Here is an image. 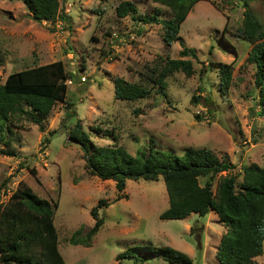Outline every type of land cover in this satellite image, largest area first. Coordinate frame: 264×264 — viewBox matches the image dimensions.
Segmentation results:
<instances>
[{"label":"rangeland","instance_id":"374dc122","mask_svg":"<svg viewBox=\"0 0 264 264\" xmlns=\"http://www.w3.org/2000/svg\"><path fill=\"white\" fill-rule=\"evenodd\" d=\"M122 1L61 0L65 18L37 22L21 1L0 0V84L13 72L58 60L71 74L67 101L55 104L44 121L45 132L31 118L19 116L21 140L14 147L18 156L0 155V202L24 184L42 198L59 201L54 223L66 264H118L117 255L129 250L132 257L124 260L126 264H171L146 246L172 247L188 254L194 264H221L217 248L228 228L215 211L161 219L169 207L162 177L128 180L120 193L114 180L89 172L84 150L68 135L80 121L95 145H111L114 137L131 154L140 147L148 151L153 144L179 155L190 147H205L221 160L228 158L235 165L230 173L239 175V181L244 167H264V115L257 104L254 65L246 62L250 47L242 39L243 1L202 0L194 6L180 33L184 44L196 49L197 58L190 57L194 73L168 76L166 96L147 77L168 57L180 58L182 45L167 46L161 24L119 17L116 7ZM129 1L145 17L158 7L161 16H170L167 7L152 0ZM251 10L264 29V0L251 2ZM219 62L234 67L226 95L219 91ZM115 76L142 84L151 94L136 101L117 100ZM203 86L207 91L200 90ZM208 92L209 106L204 99ZM194 95L203 96L200 103L192 100ZM226 174L201 177L200 183L211 181L217 193ZM120 194L123 198L118 199ZM97 206L105 223L87 245L86 235L95 224L91 210ZM71 237L81 242L74 245ZM255 264H264V246Z\"/></svg>","mask_w":264,"mask_h":264},{"label":"trees","instance_id":"16d2710c","mask_svg":"<svg viewBox=\"0 0 264 264\" xmlns=\"http://www.w3.org/2000/svg\"><path fill=\"white\" fill-rule=\"evenodd\" d=\"M11 1L24 3L37 22L53 21L60 16L66 17L60 9L61 0ZM199 1L202 0H152L167 7L170 10L169 17L161 16L163 12L159 7L153 14L145 17L140 14L136 3L129 0L120 2L116 7L119 17L131 15L135 21L143 24H161L164 30L163 40L167 46H172L176 42L181 43L180 58L168 57L159 68H154V75L147 77L148 81L153 83V87L159 88L158 93L164 96L167 95L168 76L177 71H183L188 76L194 73L190 57L197 58L196 49L186 46L180 33L182 24ZM241 1L245 8L242 39L247 41L250 47L246 62L254 65V83L258 89L257 104L264 115V29L251 10V2L257 0ZM226 31L227 27L224 28V35ZM93 39L96 40L95 37ZM2 60L0 54V63ZM216 64L219 91L226 95L233 82L234 67L231 63ZM70 79L71 74L67 72L61 60L13 72L6 77L4 83L0 84V155L18 156V151L14 147L21 140L19 129L22 127L16 123L20 119L19 116L31 118L41 132H45L44 121L55 104L67 101V81ZM113 82L117 100L136 101L151 94L150 88L129 82L120 76H115ZM200 88L204 92L208 86ZM210 88L211 85L209 90ZM204 96L205 104L209 106L212 103V96L209 92ZM202 98V95H194L192 100L200 103ZM25 106L31 107L32 110L26 109ZM134 112L138 113L139 110L135 109ZM113 133L111 131L106 136ZM68 139L79 144L84 150L89 172L102 180H114L120 193L125 190L128 180L158 181L162 177L169 196V207L161 213V219H185L193 213L205 216L210 211H215L219 220L228 228L217 248V258L221 264H255V259L262 255L263 166L252 163L244 167L242 180L239 181V175L230 173L235 165L228 158L219 159L208 148L190 147L183 155H179L174 151L157 149L153 144L148 147V151L145 147H140L135 154H131L125 147L118 145L114 137L111 145H95L80 121L70 129ZM151 142L154 140L151 139ZM48 143L49 139L45 138L44 144ZM222 172L228 174L219 181L217 193L213 191L211 181L204 185L200 183L201 177L214 176ZM31 173L36 175L37 170L32 168ZM4 185L5 183L2 184ZM119 196L118 199L123 198V195ZM99 203L101 205L102 200ZM58 206L59 201L52 202L38 196L26 184L13 190L7 201L0 202V264H66L59 249V234L54 223ZM99 208L97 206L91 210L95 224L86 235L87 245L105 223ZM79 242L71 237L72 244L77 245ZM144 248L150 253H159L171 264H194L188 254L169 246ZM131 257L130 250L118 254V264H126L124 260Z\"/></svg>","mask_w":264,"mask_h":264},{"label":"water","instance_id":"95a60500","mask_svg":"<svg viewBox=\"0 0 264 264\" xmlns=\"http://www.w3.org/2000/svg\"><path fill=\"white\" fill-rule=\"evenodd\" d=\"M174 264H177V263H174Z\"/></svg>","mask_w":264,"mask_h":264},{"label":"built area","instance_id":"2783aa9c","mask_svg":"<svg viewBox=\"0 0 264 264\" xmlns=\"http://www.w3.org/2000/svg\"><path fill=\"white\" fill-rule=\"evenodd\" d=\"M85 79V78H84Z\"/></svg>","mask_w":264,"mask_h":264},{"label":"clouds","instance_id":"9594fccd","mask_svg":"<svg viewBox=\"0 0 264 264\" xmlns=\"http://www.w3.org/2000/svg\"><path fill=\"white\" fill-rule=\"evenodd\" d=\"M238 53V52H237Z\"/></svg>","mask_w":264,"mask_h":264}]
</instances>
